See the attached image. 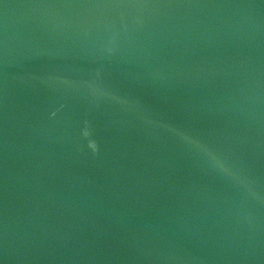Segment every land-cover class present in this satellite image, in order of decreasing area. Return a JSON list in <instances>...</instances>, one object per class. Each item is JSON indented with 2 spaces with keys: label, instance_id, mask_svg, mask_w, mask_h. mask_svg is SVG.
<instances>
[{
  "label": "water",
  "instance_id": "95a60500",
  "mask_svg": "<svg viewBox=\"0 0 264 264\" xmlns=\"http://www.w3.org/2000/svg\"><path fill=\"white\" fill-rule=\"evenodd\" d=\"M0 264H264V0H0Z\"/></svg>",
  "mask_w": 264,
  "mask_h": 264
}]
</instances>
